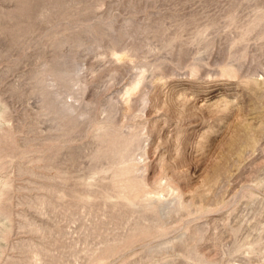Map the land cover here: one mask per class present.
Returning <instances> with one entry per match:
<instances>
[{
	"label": "rangeland",
	"instance_id": "obj_1",
	"mask_svg": "<svg viewBox=\"0 0 264 264\" xmlns=\"http://www.w3.org/2000/svg\"><path fill=\"white\" fill-rule=\"evenodd\" d=\"M0 264H264V0H0Z\"/></svg>",
	"mask_w": 264,
	"mask_h": 264
}]
</instances>
